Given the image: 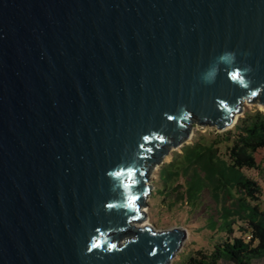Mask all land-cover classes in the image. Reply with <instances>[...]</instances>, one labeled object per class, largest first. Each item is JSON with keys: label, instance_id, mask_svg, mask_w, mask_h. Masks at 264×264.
Listing matches in <instances>:
<instances>
[{"label": "water", "instance_id": "95a60500", "mask_svg": "<svg viewBox=\"0 0 264 264\" xmlns=\"http://www.w3.org/2000/svg\"><path fill=\"white\" fill-rule=\"evenodd\" d=\"M244 100L264 0H0V264H168L149 170Z\"/></svg>", "mask_w": 264, "mask_h": 264}, {"label": "trees", "instance_id": "16d2710c", "mask_svg": "<svg viewBox=\"0 0 264 264\" xmlns=\"http://www.w3.org/2000/svg\"><path fill=\"white\" fill-rule=\"evenodd\" d=\"M256 153H260V161L256 160ZM168 166L171 170L164 166L158 171L161 186L156 192L161 200L173 196L172 202L184 200L199 206L212 178L215 194L220 193L223 198L215 207V216L209 215L205 223L208 229L222 233V238L213 241L210 250L188 253L183 264H249L253 259L264 258L262 191L243 171L264 170V111L245 110L229 129L211 137L194 138L181 146V153H174ZM179 177H183V184L172 186ZM235 231L239 235H234Z\"/></svg>", "mask_w": 264, "mask_h": 264}, {"label": "rangeland", "instance_id": "374dc122", "mask_svg": "<svg viewBox=\"0 0 264 264\" xmlns=\"http://www.w3.org/2000/svg\"><path fill=\"white\" fill-rule=\"evenodd\" d=\"M259 109L264 111V106L259 105L256 102L247 103L246 100L241 103V112L238 116L242 115L245 110ZM214 127L210 126H198L194 125L192 127V134L189 139H187L182 145L189 144L194 138L201 135L206 137H211L216 133H220ZM181 153V146L175 149H170L168 153L163 157L160 164H156L149 170V183H152L151 191L145 199L146 206L142 207L146 212L145 219L136 224H142L146 221L147 224L152 226L153 231L168 230L175 227H179L185 230V237L181 241L180 247L175 252L174 256L170 259L168 264H183L186 255L196 249L210 250L213 241L220 240L223 234L212 231L205 225L207 217L209 215H214L215 207H219V204L223 202L221 194H215L213 189L215 184V179H210L211 182L207 183L208 188L204 190L201 204L199 206H191L189 203L182 201H173V196L161 200V197L156 192L157 188L161 186V180L158 176V171L160 169L164 170L163 167H168L167 170H171L168 163L172 160L174 153ZM256 160L260 161V153L255 154ZM192 168L187 172L188 177L191 176ZM244 173L254 179L261 187V204L264 203V170L257 171L255 169H243ZM199 174L198 171H195ZM204 175V173H201ZM184 182L183 177H179L178 181L172 183L182 185ZM172 203H170V202ZM217 202V204L214 203ZM163 204V205H161ZM215 216V215H214ZM234 235H239L235 231ZM129 236H124L120 239L119 243L127 240ZM233 264V263H228ZM249 264H264V258L253 259Z\"/></svg>", "mask_w": 264, "mask_h": 264}, {"label": "bare ground", "instance_id": "6f19581e", "mask_svg": "<svg viewBox=\"0 0 264 264\" xmlns=\"http://www.w3.org/2000/svg\"><path fill=\"white\" fill-rule=\"evenodd\" d=\"M146 224H147V222L143 221L142 224H138V225L143 226V225H146Z\"/></svg>", "mask_w": 264, "mask_h": 264}, {"label": "snow or ice", "instance_id": "6c2138e0", "mask_svg": "<svg viewBox=\"0 0 264 264\" xmlns=\"http://www.w3.org/2000/svg\"><path fill=\"white\" fill-rule=\"evenodd\" d=\"M129 203L131 204V203H132V201L130 200V201H129Z\"/></svg>", "mask_w": 264, "mask_h": 264}, {"label": "clouds", "instance_id": "9594fccd", "mask_svg": "<svg viewBox=\"0 0 264 264\" xmlns=\"http://www.w3.org/2000/svg\"><path fill=\"white\" fill-rule=\"evenodd\" d=\"M229 56H231V54H228Z\"/></svg>", "mask_w": 264, "mask_h": 264}, {"label": "crops", "instance_id": "0c3cea01", "mask_svg": "<svg viewBox=\"0 0 264 264\" xmlns=\"http://www.w3.org/2000/svg\"><path fill=\"white\" fill-rule=\"evenodd\" d=\"M169 171V170H168Z\"/></svg>", "mask_w": 264, "mask_h": 264}]
</instances>
